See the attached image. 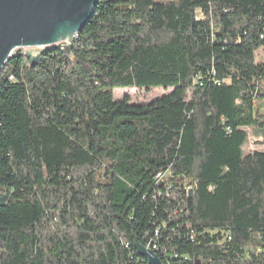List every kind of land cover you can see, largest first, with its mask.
Instances as JSON below:
<instances>
[{
    "label": "trees",
    "instance_id": "1",
    "mask_svg": "<svg viewBox=\"0 0 264 264\" xmlns=\"http://www.w3.org/2000/svg\"><path fill=\"white\" fill-rule=\"evenodd\" d=\"M71 44L0 75V264H264V0H99Z\"/></svg>",
    "mask_w": 264,
    "mask_h": 264
},
{
    "label": "water",
    "instance_id": "2",
    "mask_svg": "<svg viewBox=\"0 0 264 264\" xmlns=\"http://www.w3.org/2000/svg\"><path fill=\"white\" fill-rule=\"evenodd\" d=\"M99 0H0V75L18 49L62 48L92 18ZM30 67L41 65L40 55L26 52ZM147 264H164L156 253L136 245Z\"/></svg>",
    "mask_w": 264,
    "mask_h": 264
},
{
    "label": "rangeland",
    "instance_id": "3",
    "mask_svg": "<svg viewBox=\"0 0 264 264\" xmlns=\"http://www.w3.org/2000/svg\"><path fill=\"white\" fill-rule=\"evenodd\" d=\"M167 1V0H162ZM41 49H18L16 51L21 52H38ZM35 55V54H34ZM37 56V54H36ZM171 89L165 90L163 88H156L147 91L145 89H116L114 90V99L116 101L122 100L124 97H128L132 104H148L158 98L171 93ZM261 151L264 152V140L260 138H255L250 134L249 144L245 148L246 153Z\"/></svg>",
    "mask_w": 264,
    "mask_h": 264
},
{
    "label": "built area",
    "instance_id": "4",
    "mask_svg": "<svg viewBox=\"0 0 264 264\" xmlns=\"http://www.w3.org/2000/svg\"><path fill=\"white\" fill-rule=\"evenodd\" d=\"M64 45H68V43H63ZM171 175H170V172H167V173H162V174H159L158 176H157V180H158V182L159 181H161V180H163V179H165L166 177H170ZM148 249H150V250H152L153 251V249H151L150 247H148Z\"/></svg>",
    "mask_w": 264,
    "mask_h": 264
},
{
    "label": "bare ground",
    "instance_id": "5",
    "mask_svg": "<svg viewBox=\"0 0 264 264\" xmlns=\"http://www.w3.org/2000/svg\"><path fill=\"white\" fill-rule=\"evenodd\" d=\"M76 36V35H75ZM74 39V38H73ZM72 42V41H71ZM71 42L70 43H68V44H71Z\"/></svg>",
    "mask_w": 264,
    "mask_h": 264
},
{
    "label": "flooded vegetation",
    "instance_id": "6",
    "mask_svg": "<svg viewBox=\"0 0 264 264\" xmlns=\"http://www.w3.org/2000/svg\"><path fill=\"white\" fill-rule=\"evenodd\" d=\"M39 51H40V50H39ZM39 51H38V52H39Z\"/></svg>",
    "mask_w": 264,
    "mask_h": 264
}]
</instances>
